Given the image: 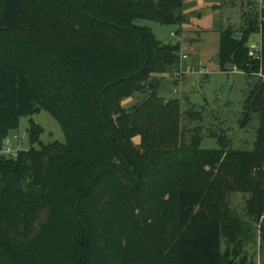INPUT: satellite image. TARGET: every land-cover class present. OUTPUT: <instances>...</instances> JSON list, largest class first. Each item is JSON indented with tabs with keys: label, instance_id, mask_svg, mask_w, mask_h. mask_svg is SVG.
I'll return each mask as SVG.
<instances>
[{
	"label": "trees",
	"instance_id": "1",
	"mask_svg": "<svg viewBox=\"0 0 264 264\" xmlns=\"http://www.w3.org/2000/svg\"><path fill=\"white\" fill-rule=\"evenodd\" d=\"M184 1L0 0V264H251L254 225L264 245V6L240 37L221 29L217 55L220 71L258 78L241 122L259 115L255 149L206 150L200 126H184L202 113L147 88L165 74L178 84L182 44L138 22L179 36ZM255 33L260 59L249 56ZM41 111L66 143L43 144L31 119L30 148L2 155Z\"/></svg>",
	"mask_w": 264,
	"mask_h": 264
},
{
	"label": "rangeland",
	"instance_id": "2",
	"mask_svg": "<svg viewBox=\"0 0 264 264\" xmlns=\"http://www.w3.org/2000/svg\"><path fill=\"white\" fill-rule=\"evenodd\" d=\"M263 6L262 0H186L183 3V12L188 14L189 21L181 27L182 41L177 35V26L138 22L139 25L150 27L157 39L163 43L181 42L183 45L181 54L186 58H182V76L178 84L169 74L159 76V94L166 101L180 100L185 113L190 110L202 113L201 122H188L186 117L184 120L186 127L200 126L203 137L201 149H255L254 143L260 125L259 115L251 114L245 127L241 122L245 121L242 112L246 97L258 78L254 75L247 76L235 68L220 71L217 55L221 29L232 28L237 37H240L249 18L256 16ZM172 34L176 36L173 37ZM260 45L261 35L252 34L248 43L250 50ZM142 99L143 95L135 94L124 101V107L131 109ZM31 119L43 128V144L56 141L66 143L60 123L49 112L41 111L20 120L19 128L7 139L13 150L19 152L30 148L28 129ZM136 141L139 142L140 139ZM231 203L232 208L245 219L244 196L234 194ZM253 230L254 236L245 244L244 253L251 264H264V245L261 247L259 225H254ZM227 251L223 246V252Z\"/></svg>",
	"mask_w": 264,
	"mask_h": 264
},
{
	"label": "built area",
	"instance_id": "3",
	"mask_svg": "<svg viewBox=\"0 0 264 264\" xmlns=\"http://www.w3.org/2000/svg\"><path fill=\"white\" fill-rule=\"evenodd\" d=\"M172 36L175 37V34H172ZM249 56L251 58H254V59H260V56H261V45L259 47L255 46L253 50L251 49L249 51ZM182 58L185 59L186 56L183 55ZM182 72L181 73H176L175 74V78H180L182 76ZM259 77H263V76L260 74ZM1 153H2V155L10 157V158H16L17 155H18V152L13 150V148L10 146V143L8 141H6L5 148L3 149V151H1Z\"/></svg>",
	"mask_w": 264,
	"mask_h": 264
},
{
	"label": "water",
	"instance_id": "4",
	"mask_svg": "<svg viewBox=\"0 0 264 264\" xmlns=\"http://www.w3.org/2000/svg\"><path fill=\"white\" fill-rule=\"evenodd\" d=\"M148 93L149 94H157L159 92L160 88V82L159 80H152L147 85Z\"/></svg>",
	"mask_w": 264,
	"mask_h": 264
},
{
	"label": "crops",
	"instance_id": "5",
	"mask_svg": "<svg viewBox=\"0 0 264 264\" xmlns=\"http://www.w3.org/2000/svg\"><path fill=\"white\" fill-rule=\"evenodd\" d=\"M179 38H180V40L182 41L183 40V37H182V35H179ZM183 46V45H182Z\"/></svg>",
	"mask_w": 264,
	"mask_h": 264
}]
</instances>
